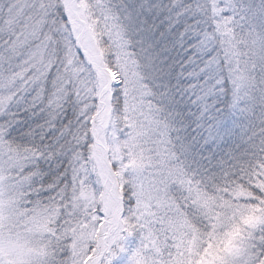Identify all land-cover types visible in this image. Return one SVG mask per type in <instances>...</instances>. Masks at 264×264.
Listing matches in <instances>:
<instances>
[{"label":"snow or ice","instance_id":"1","mask_svg":"<svg viewBox=\"0 0 264 264\" xmlns=\"http://www.w3.org/2000/svg\"><path fill=\"white\" fill-rule=\"evenodd\" d=\"M0 264H264V0H0Z\"/></svg>","mask_w":264,"mask_h":264}]
</instances>
